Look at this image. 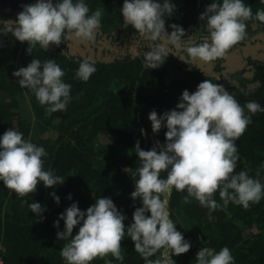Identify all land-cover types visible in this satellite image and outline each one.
Wrapping results in <instances>:
<instances>
[{
	"label": "trees",
	"instance_id": "16d2710c",
	"mask_svg": "<svg viewBox=\"0 0 264 264\" xmlns=\"http://www.w3.org/2000/svg\"><path fill=\"white\" fill-rule=\"evenodd\" d=\"M34 2L0 0V17L15 21L22 5ZM85 2L90 12L95 9L102 12L96 40L115 43L119 47L109 57H91L96 61L97 70L86 82L75 78V72L79 62L89 56L72 53L70 40L59 46L50 44L44 50L37 45L30 55L25 51L26 42L15 40L10 32H0V135L15 127L27 139L35 129L39 137L31 139L32 142L43 146L48 153L43 158L44 167L55 170V174L65 180L54 186L55 189L38 184L34 193L23 197L0 181L2 264H66L59 250L67 241L57 240L58 229L53 222L72 202H78V207L86 210L94 203L95 197H109L118 210L126 214L124 224L127 228L135 207L142 206L139 200L134 203L130 197L136 178L132 177L131 170L125 169H135L138 164L134 145L139 140L140 147L148 150L157 141L163 144L166 128L162 127L154 134L148 114L153 109L162 114L175 108L184 89L195 91L202 80H213L210 74H216L219 84L224 85L242 106L255 100L264 107L263 61L246 56L241 69L229 72L223 58L212 62L213 69L206 71L204 63L190 65L170 53L160 67L145 69L142 54L152 45H147L146 38H138L132 25H123L120 13L123 0ZM244 2L251 5L253 13L258 8L264 9L260 0ZM174 3L172 17H165L169 34L172 29L168 26L173 23L182 26L186 35L197 30L204 32L199 15L211 2L174 0ZM247 23L252 32L264 30V22L250 20ZM33 56L41 61L56 59L65 70L63 80L72 85L66 110L48 114L47 105H41L31 90L16 83L17 78L12 73L19 67H26ZM169 65L173 66L174 74H170ZM20 93L26 96L33 122L17 110L15 97ZM236 144L240 159L235 171L248 169L249 174L255 176L264 163V112L251 115V123ZM259 170L264 177V169ZM53 191L60 197L59 204L50 195ZM69 193L71 200L67 198ZM186 194V190L178 192L174 189L170 199L171 218L177 224V230L191 243L188 252L173 257L176 264H196L200 247L219 251L223 246L230 248L235 257L234 264H264V198L259 203H250L248 208L230 202L226 208L213 211V218L209 220L208 209L195 198H190V203L184 202ZM215 198L220 201L218 192ZM33 199L42 207L47 206L42 214L43 220L21 202L31 203ZM78 227H74L73 235ZM63 228L64 221L61 220L59 230ZM121 247L124 254L122 264H144L129 237L125 236ZM105 259L121 264L110 253ZM105 259L97 257L90 264H105Z\"/></svg>",
	"mask_w": 264,
	"mask_h": 264
},
{
	"label": "clouds",
	"instance_id": "9594fccd",
	"mask_svg": "<svg viewBox=\"0 0 264 264\" xmlns=\"http://www.w3.org/2000/svg\"><path fill=\"white\" fill-rule=\"evenodd\" d=\"M260 2L264 4V0ZM175 7L174 0H123L120 7L123 25H132L135 35L146 38L147 45H152L142 54L145 69L160 67L170 53L188 64L196 65V61L212 64L248 40V21L264 22V9L258 8L253 13L251 5L244 0H212L199 15L204 32L197 30L186 35L182 26L173 23L168 26L172 29L169 34L165 17H172ZM101 16L100 9L90 12L85 0H35L22 5L15 21L0 17L3 25L0 32H10L15 40L26 42L25 51L31 55L37 45L44 50L50 44L59 46L72 38L94 45ZM177 48L182 50V55L176 54ZM96 70V61L84 57L75 78L86 82ZM12 75L21 88L31 90L41 105H47L48 114L66 110L72 85L63 80L65 70L56 59L41 61L33 56L26 67H19ZM216 81L204 79L195 91L184 89L171 110L162 114L155 109L149 112L152 132L166 128L165 140L163 144L157 141L148 150L140 147L139 140L134 145L138 164L135 169H125L131 170L136 178L130 197L134 203L139 200L142 206L135 207L127 228L126 214L109 197H95L86 210H81L78 202H72L59 214L53 226L58 229L57 240L67 241L59 250L66 264H90L97 257L105 259L109 253L122 264L121 241L125 236L134 242V250L144 264H176L173 257L188 252L191 243L171 218L170 199L174 189L186 190L185 203L195 198L206 207L209 220L213 211L226 208L230 202L248 208L250 203H259L264 198V177L259 170L264 169V163L255 176L248 169L235 171L240 159L236 141L251 123V115L264 112V107L255 100L242 106ZM141 133L144 134V129ZM47 155L43 146L24 138L23 132L15 127L7 129L0 135V181L20 197L34 193L41 183L55 189L65 180L55 170L44 167L43 158ZM217 192L220 201L215 198ZM50 195L59 204L60 197L55 191ZM67 198L72 199L71 193ZM21 202L37 218L44 219L46 205L42 207L34 199L31 203ZM76 226L78 231L73 235ZM195 261L196 264H234L235 257L228 246L219 251L200 247ZM105 264L113 261L105 259Z\"/></svg>",
	"mask_w": 264,
	"mask_h": 264
},
{
	"label": "rangeland",
	"instance_id": "374dc122",
	"mask_svg": "<svg viewBox=\"0 0 264 264\" xmlns=\"http://www.w3.org/2000/svg\"><path fill=\"white\" fill-rule=\"evenodd\" d=\"M203 2L209 3L212 2L210 0H202ZM248 29V28H247ZM251 31V29H248ZM111 32H114V29L110 30ZM203 32V31H202ZM96 35V34H95ZM164 43V41H163ZM166 43V42H165ZM70 51L72 53H80L85 56H90V57H109L110 55L114 54L119 47L116 46L115 43H104L102 40H96V43L94 45L82 43L79 39L72 38L70 40ZM235 47V46H234ZM175 52L177 55H182V50L177 48L175 49ZM199 63V61H196ZM193 65V64H190ZM169 71L171 72L170 74H174L175 70L172 65H169ZM213 81L215 82L218 79V76L216 74H212ZM219 83V80L216 81ZM1 96V94H0ZM16 102H17V110L18 112L22 113L23 116L28 117L32 122L34 119H32V114L30 112L29 104L26 99V96L23 93H20L16 97ZM9 101V99H7ZM39 135L36 133L35 129L32 131L30 135V139H36L38 138Z\"/></svg>",
	"mask_w": 264,
	"mask_h": 264
},
{
	"label": "crops",
	"instance_id": "0c3cea01",
	"mask_svg": "<svg viewBox=\"0 0 264 264\" xmlns=\"http://www.w3.org/2000/svg\"><path fill=\"white\" fill-rule=\"evenodd\" d=\"M248 32V40L242 41L236 45L231 52L225 57V67L229 68L230 71L239 70L244 66V57L251 56L254 59H258L264 62V30L260 32H252L246 29ZM197 65L202 62H196ZM206 71L213 69L212 64H205ZM211 77L212 74H210Z\"/></svg>",
	"mask_w": 264,
	"mask_h": 264
},
{
	"label": "built area",
	"instance_id": "2783aa9c",
	"mask_svg": "<svg viewBox=\"0 0 264 264\" xmlns=\"http://www.w3.org/2000/svg\"><path fill=\"white\" fill-rule=\"evenodd\" d=\"M1 251H2V247H1V245H0V253H1ZM0 264H2L1 254H0Z\"/></svg>",
	"mask_w": 264,
	"mask_h": 264
},
{
	"label": "water",
	"instance_id": "95a60500",
	"mask_svg": "<svg viewBox=\"0 0 264 264\" xmlns=\"http://www.w3.org/2000/svg\"><path fill=\"white\" fill-rule=\"evenodd\" d=\"M165 43V42H164Z\"/></svg>",
	"mask_w": 264,
	"mask_h": 264
}]
</instances>
